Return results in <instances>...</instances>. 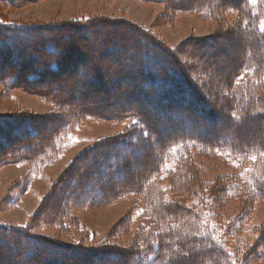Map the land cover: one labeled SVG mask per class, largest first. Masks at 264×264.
<instances>
[{
  "label": "trees",
  "instance_id": "1",
  "mask_svg": "<svg viewBox=\"0 0 264 264\" xmlns=\"http://www.w3.org/2000/svg\"><path fill=\"white\" fill-rule=\"evenodd\" d=\"M23 1L0 0L1 3L13 6L20 5ZM140 1L153 5L163 4L171 13L197 12L207 15L208 18L231 11L238 14L239 18L233 29L223 34L224 36L218 35L209 39L212 44L224 42L223 44L230 47L232 42L235 46L234 42L239 40L237 50H233L237 56L232 55L230 59V64H233L231 69L227 75L215 81L216 94L220 87L225 92L221 94L220 91L219 96L215 93L209 94L213 101H218L215 103H219L220 108L216 109L198 90V84L195 81L192 83L187 77L190 75L185 73V69L188 70L187 62L194 64L195 59L191 52L193 43L197 42L188 40L175 48L167 47L149 31L124 20L89 19L80 24L69 22L53 26L0 23V86H5L8 91L17 88L26 94L41 97L61 108V114L65 113V106L72 108L79 117H76L77 120L93 116L112 119L123 116V119L132 118L135 122L124 134L105 139L83 151L52 190L35 219L27 226L0 224V264H24L19 262L22 257L34 259L36 264H50L46 260V253L50 250L61 254L68 252L71 257L75 255L82 261L79 264H109L107 258L112 257L118 261L115 264H255L263 256L264 230L258 242L253 243L250 248L247 244L237 243L240 223L245 218L246 211L232 221V224L219 226L215 211L203 206L180 204L175 199L167 198L160 186V180L163 173L168 172L174 164V168L168 172V178L173 191L181 192L179 179L173 174L177 170L180 172V166L190 161L192 148L208 151L206 156L215 155L212 152L222 150L241 159L244 166L224 176L226 186H219L221 191L216 192L218 202L239 192V201L250 213L257 201H264V0ZM73 27L77 28L72 31L73 38L71 32L62 34L68 28L74 29ZM29 37L39 39L28 40ZM128 38L134 43L127 45ZM216 38L221 41L218 42ZM44 39L45 44L42 43ZM109 39H118L121 42L125 53L121 62L129 61L133 70L138 72L135 77H121L117 74L116 69L121 65L122 58L114 54L117 51L113 46L106 45L105 41ZM80 41L83 42L80 44ZM127 46L131 52L126 51ZM76 55L81 58H76ZM200 60L202 59L195 63ZM204 63L203 68L208 69L210 64L206 61ZM100 64L104 71L97 67ZM87 65H91V70L84 72ZM65 66L73 69L72 73L76 75H84L83 82L75 81L73 87L78 92L81 90V94L87 98L97 95L105 100L107 92L119 87L122 80H135L130 82L134 89H131L128 99L138 95L139 106L108 110L88 107L86 103H67L64 99L67 91L61 88L54 92L55 90L48 88L51 82L62 78V67ZM199 69L205 72L204 69ZM108 71L115 83V88L112 89L105 80ZM102 87L106 88V93L99 90ZM113 93L117 94L116 90ZM161 94L164 98L159 99ZM191 94L192 99L187 98ZM184 97L188 99L186 105L191 108L188 112L190 115L201 116L203 112L209 126L224 115L225 124L230 125L232 130L225 138L212 140L189 132L178 134L173 126L165 129L157 127V124L154 126L151 117L156 115L152 116L149 110H143L144 106L150 105L154 107V112L161 111V114H166L170 111V105ZM74 106L79 108L75 109ZM190 115H176L178 118L169 116L166 120L172 118L175 124L182 123ZM67 118L60 114L0 116V168L23 163L28 164V168L37 167L45 160L56 157L62 152L65 138L73 128L72 124H75L74 118L71 121ZM191 121L190 128L198 125L195 118ZM46 129L48 134L44 132ZM48 136L49 142L46 141ZM132 138L142 140L146 149L151 144L155 148L151 151V158H143L142 164L145 166L135 177H131V168L129 176L119 177L117 172L123 170L126 174L125 168L132 158L131 153L125 151L132 144L139 143L126 141ZM139 156H135L132 165ZM72 183L74 188L69 187ZM87 188L90 193L86 191ZM64 189L67 191L64 192ZM76 190L81 191V197L88 193L90 203L95 205L113 203L129 194L128 192L143 200L147 209L142 215V226L136 244L130 247L106 245L85 248L82 245H67L61 240L34 233L35 226L46 223L64 225L68 224L66 221L71 222V215L67 212L70 203L65 206L57 202V207L53 203L58 200L55 197L59 195L60 198L62 193L61 198L64 201L68 200V195L70 202L80 200L74 193ZM202 201L208 206V199ZM46 206L47 213L46 209L41 215ZM54 207L56 209L53 210ZM53 264H57L55 260Z\"/></svg>",
  "mask_w": 264,
  "mask_h": 264
},
{
  "label": "rangeland",
  "instance_id": "2",
  "mask_svg": "<svg viewBox=\"0 0 264 264\" xmlns=\"http://www.w3.org/2000/svg\"><path fill=\"white\" fill-rule=\"evenodd\" d=\"M238 18V14L233 11L224 12L220 15L214 14L212 18H208L207 15L197 12L184 14L178 12L171 13L163 4H147L140 0H24L23 3L17 6H13L12 4L6 5L0 2V23H14L18 26H53V24L69 22H77L80 24L89 19L124 20L149 31L167 47L175 48L181 43L188 42V40L197 42L193 43V52H191L195 59H193L194 64L191 62L189 64L187 62L188 70L185 69V73L190 75L187 77L192 83L195 81L198 84V90L203 93L206 99L210 101L216 109L220 108L218 106L219 103H215L218 101H213L209 94L213 95V93H215L216 96H219L220 91L221 94L225 92V89H221L220 87V91L216 94L215 81L221 76L227 75L228 71L231 69L233 64H230V59L232 55L237 56L234 52L238 48L237 45L239 40L237 43L234 42L235 46L232 42L230 47L223 44L224 42H222V44L217 43L218 45L212 44L209 39L213 36H224L223 34L235 27V22L238 21ZM73 28L74 29H66L62 34L65 35L70 32L72 34L73 30H77V28ZM41 37L45 38L43 36ZM219 38H216L218 42L221 41ZM233 38H235V36ZM35 39L39 38L29 37L28 40ZM45 39L42 42L43 44L46 43ZM81 42L83 41H80V44ZM105 42L107 46L111 45L113 49H116L115 51L117 52H114V54L117 57L122 58L120 60L121 65L116 69L117 74L121 77L126 75L131 78L135 77L138 72L133 70L134 68L129 61L124 60V62H121L125 57L121 42L118 39H109ZM126 42L127 45H131L132 42L134 43V41H131L129 38ZM98 48L101 50L100 47ZM125 49L131 52L129 46ZM234 49L235 51L233 52ZM82 54L85 55L84 53ZM114 54L109 53V55L113 57L115 56ZM75 57L78 58L80 56L76 55ZM182 58L183 56L181 57L183 62L184 59ZM199 59L202 60H200L199 63H195ZM105 60H107V58ZM109 60L110 59H108V61ZM203 61L210 64V66L207 67L208 69L203 68L205 65ZM198 66L204 69L205 72L200 71ZM90 67L91 65L85 66L84 72L90 71ZM97 67L99 70L104 71L103 65L100 64ZM11 68L18 70L16 67ZM61 72L63 74L62 78L57 82H51L48 88L52 91L55 90L54 92H57L56 89L61 88L67 91L64 98L67 103H75L77 105L86 103L88 107H101L108 110H120L139 106V101L137 100L138 95L133 96L135 98L128 99V95L134 87L131 83L135 82V80H130L131 83L126 81V79L122 80L119 87L115 88L113 76L110 71H108L105 75V80L109 86L111 85V89L115 88L117 94L113 93L115 91L113 89V91L107 92L108 94H104L106 97L105 100H101L97 95L88 96L89 98H87L81 94V90H79V92L75 90L73 87V84H75L74 82H83L84 75L72 73L73 69H68L67 66L62 67ZM71 75L73 76L72 78ZM97 88H99V86ZM99 90L106 93L105 87ZM183 91L185 92V90ZM122 93H125V95ZM192 95L193 94L189 95L187 98L192 99ZM161 98H164L162 94L159 95V99ZM186 102H188V99L185 97L179 99L174 104L170 105V111H166V114H161V111L154 112V107L150 105L144 106L143 110H149L148 112L152 116L156 115L151 117V123L153 124L154 122V126L157 124V127L161 129L173 126V128H175L174 131L178 134L189 132L212 140L223 139L227 136L228 132L232 130L230 125L225 124L226 117L224 115L220 117L218 122H214L211 126L207 125L205 121L206 115H204L203 112H201V116L190 115L188 112L191 108L186 105ZM65 107V113L61 114L62 111H59L61 108H58L54 103L43 100L41 97L26 94L24 91L17 88L8 91L5 86H0V116L6 117L15 114L49 116L60 114L65 117L67 116L69 121H71L72 118L75 119V124H72L73 128L65 138L62 152L56 157L45 160L40 165L38 164L37 167L30 166V169L28 168L29 165L25 163L0 168V224L17 227L27 226L35 219V216L42 209L41 207L43 204L46 203L52 190L57 187L60 179L72 168L78 156L83 151L91 149L105 139L124 134L128 128L135 124L132 118L123 119V116L122 118L116 117L114 119L93 116L77 120L79 117L71 110L72 108L69 109ZM74 108L78 109L79 107L74 106ZM185 113L190 116L182 123L178 122L175 124L172 118L166 120L169 116L178 118L176 115L179 116ZM194 118L198 122V125L194 128H190L189 125ZM252 128L254 129V127ZM44 132L48 134L49 131L46 129ZM240 134L242 135V133ZM46 141H50L49 136L46 138ZM126 141L139 143L136 145L132 144V146H129L127 151H125L127 153L130 152L132 156L131 162L128 163V167L125 168L126 174L123 170L117 173L119 177L123 176L125 178L129 176V169L131 168V177H135V174L141 171L145 166L142 164V162H144L143 158H151V151L155 147H152L153 144H151V147L146 149V145L142 140L138 141L133 138ZM192 150L191 155H189L190 161L180 166V172L177 170L173 174L179 179V188H181V192L173 191L171 180L168 178V172L174 168V164L171 165V169L168 172L163 173L160 186L166 197L175 199V201L180 204L183 203L193 207L203 206L208 210L215 211V218L219 226L232 224V221L238 218L243 211H246L245 218L240 223L241 229L239 230L240 234L237 243L247 244L250 248L253 243H256V241L258 242V239L262 236L261 232L264 230V201H257L254 208L249 213L246 206H243L238 199L239 192H235L230 198L229 196L226 197L225 200H222L220 203L216 195L217 190L221 191L219 186H226V182L223 181L224 176L244 166L241 159L231 153L222 152V150L212 152V154L215 153V155L211 156H206L208 155V151L202 150L201 148L195 147L192 148ZM138 155H140L138 160L132 165L135 156L137 157ZM170 162H172V159ZM169 168L170 166H168L167 169ZM102 177L103 176H101V178ZM70 186L74 188V183L69 184V187ZM63 191L66 192L67 190L64 189ZM86 191L90 193L88 188ZM74 193L80 197V200H72L70 202V195H68V200L64 201V198H61L63 195L62 193L60 198L59 195L55 197V199L58 197V200L56 203H53L56 207L57 202H60V205L63 203L65 206H68L67 203H70V208L67 212L71 215V222L66 221L68 224L64 225L46 223L44 225L35 226L34 233L51 239L61 240L62 243L67 245H82L85 248H100L106 245L130 247L136 244V240L140 234L139 230L142 226V215L147 209V205L143 200L132 192H128L129 194L118 198L113 203L95 205L90 203L88 193H86L87 196H84V193L82 197L81 191L76 190ZM203 199H208V206L202 201ZM48 201L50 202V199H48ZM46 209L47 206L41 212V215H43ZM54 209L56 208L54 207L53 210ZM47 211L48 209L46 213ZM42 217L46 218L45 216ZM38 221L39 219L36 220L35 224ZM46 255V260L50 261V264H53L54 260L57 264H71L76 262L79 264V262H82L79 260V257L76 258L75 255L71 257L68 252H65V254L62 252L61 254L60 252L56 253L50 250ZM113 258L114 257H112V259L107 258L109 264L118 262L117 259ZM19 262L24 264H36L34 259L28 260L23 257L19 259ZM255 264H264V254Z\"/></svg>",
  "mask_w": 264,
  "mask_h": 264
}]
</instances>
